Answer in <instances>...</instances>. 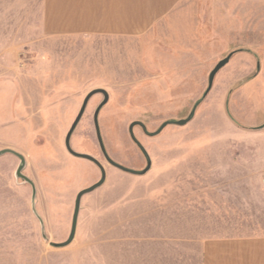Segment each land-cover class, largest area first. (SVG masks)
<instances>
[{"label": "rangeland", "instance_id": "obj_1", "mask_svg": "<svg viewBox=\"0 0 264 264\" xmlns=\"http://www.w3.org/2000/svg\"><path fill=\"white\" fill-rule=\"evenodd\" d=\"M40 21L41 0H0V150L20 152L29 179L16 175L17 155H0V264H202L208 238L264 234V50L234 56L207 94L209 76L201 92L190 78L180 92L177 66L153 63L144 42L49 36ZM229 53L216 51L209 73ZM101 90L106 151L137 170L147 158L133 122L155 132L196 113L156 135L136 124L151 166L132 174L101 149ZM90 92L71 146L106 180L82 197L74 240L57 247L77 194L101 178L65 144Z\"/></svg>", "mask_w": 264, "mask_h": 264}, {"label": "crops", "instance_id": "obj_2", "mask_svg": "<svg viewBox=\"0 0 264 264\" xmlns=\"http://www.w3.org/2000/svg\"><path fill=\"white\" fill-rule=\"evenodd\" d=\"M39 29L144 42L153 63L177 66L180 92L188 78L201 92L216 51L264 50V0H41ZM201 256L202 264H264V234L208 238Z\"/></svg>", "mask_w": 264, "mask_h": 264}, {"label": "water", "instance_id": "obj_3", "mask_svg": "<svg viewBox=\"0 0 264 264\" xmlns=\"http://www.w3.org/2000/svg\"><path fill=\"white\" fill-rule=\"evenodd\" d=\"M235 53H236V51L230 52L225 58L221 59L215 65V67L211 70V72L209 74V85H208V88H207L205 94H207L211 90V88L213 86V83H214V79H215L216 74L230 61V59L232 58V56ZM101 92L104 93V100L99 104V106L97 107V109L95 111V114H94V122H95L96 132H97V137H98L101 149H102L106 159L111 164H113L114 166L120 168L123 171L129 172V173H132V174H143L151 166V158H150L148 152L146 151L144 146L141 144V142L136 138V136L134 134V126L136 124L139 123L140 125H142L144 130L147 133H149L151 135H156V134L160 133L168 124H171V123L178 124V125L187 124L194 117V115L196 113V107H194L193 110L191 111L190 116H188L187 118L180 119V120H168V121L164 122L161 125V127L155 132H148L146 127H145V125L142 124L141 122H133L130 125V134H131L132 138L135 140V142L138 144V146L141 148V150L143 151V153L145 154V156L147 158V167L144 170H137V169H133V168L127 167V166H125L123 164H120L118 162H115L114 160H112V158H110V156L108 155V153L106 151V148L104 146V142H103V139H102L101 131H100V126H99V122H98V116H99V112H100L101 108L108 102L109 94L105 90H101ZM93 93L94 92H90L86 96V98H85V100H84V102L82 104V107H81L76 119L74 120L71 128L69 129V131H68V133L66 135L65 144H66V147L69 150V152L72 153L73 155H75L77 157L88 159V160L96 163L101 169V178H100V180L98 182L94 183L93 185H91V186H89L87 188L82 189L77 194V197H76V200H75V208H74V213H73V219H72V226H71L70 235H69L68 239L66 241H64V242H55L54 245L57 246V247H64L66 245H69L74 240L75 235H76V231H77L78 217H79L82 197L85 194H87V193H89L91 191H94L98 187L102 186L104 184L105 180H106V170H105L104 166L102 165V163L96 157H94L93 155L88 154V153L77 152L71 146L72 134H73L74 130L76 129L78 123L80 122V120H81V118H82V116H83V114H84V112L86 110V107L88 105V102H89L91 96L93 95ZM198 104H199V102H198ZM262 127H264V126H262ZM5 153H13V154L17 155L20 158V164H19V166H18V168L16 170V175L18 177L24 178L25 180H29L28 177L23 174V169H24V167L26 165L25 157L20 152H18L16 150H13L11 148H5V149L0 150V155L5 154ZM34 194H35V189H34Z\"/></svg>", "mask_w": 264, "mask_h": 264}]
</instances>
